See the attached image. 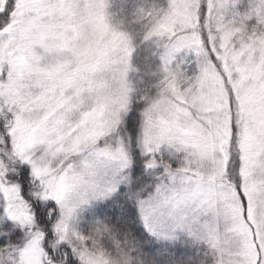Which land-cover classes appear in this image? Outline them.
<instances>
[{"label": "snow or ice", "instance_id": "obj_1", "mask_svg": "<svg viewBox=\"0 0 264 264\" xmlns=\"http://www.w3.org/2000/svg\"><path fill=\"white\" fill-rule=\"evenodd\" d=\"M0 264H264V0H0Z\"/></svg>", "mask_w": 264, "mask_h": 264}]
</instances>
